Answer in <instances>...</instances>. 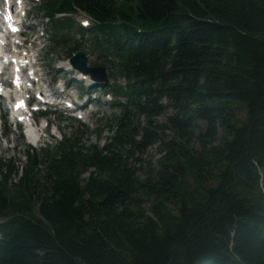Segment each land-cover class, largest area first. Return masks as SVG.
Returning a JSON list of instances; mask_svg holds the SVG:
<instances>
[{"label": "trees", "instance_id": "1", "mask_svg": "<svg viewBox=\"0 0 264 264\" xmlns=\"http://www.w3.org/2000/svg\"><path fill=\"white\" fill-rule=\"evenodd\" d=\"M74 6L91 30L54 17ZM42 11L51 48L76 30L118 60L124 84L101 86L120 114L102 145L69 134L30 146L22 165L0 159V264H264V0H45ZM169 109L165 140L156 117ZM155 146L140 174L135 154Z\"/></svg>", "mask_w": 264, "mask_h": 264}, {"label": "rangeland", "instance_id": "2", "mask_svg": "<svg viewBox=\"0 0 264 264\" xmlns=\"http://www.w3.org/2000/svg\"><path fill=\"white\" fill-rule=\"evenodd\" d=\"M29 6L30 10L28 11V20L26 21L24 34L30 41H35L32 42L34 49H31L32 52H29V54L37 58L38 66H40L38 71L43 78V81L41 83L38 82L36 87L44 89L43 85L48 83L50 91L55 92L57 96H65L73 101L77 96L81 99L79 94L82 92V99L88 96L90 100V103L86 105H90V107L86 108V112H84L81 119H77L72 113H62V111L58 109L53 110V113L49 116L40 117L38 121H41L42 127L45 122L48 121L51 125L47 123V130L42 132L41 141L37 142L34 148L38 149L43 143L53 146L59 140L60 136L62 138L69 134H76L81 144L88 145L89 143L99 142L100 145H102L103 141L111 135L110 130L106 127L107 125L115 124L116 117L120 114V107L112 104L115 97L111 89H107V91L104 92V88L99 87L93 89L94 92L90 94L85 92L86 89L82 88V86L87 83V80H79V72L69 71L71 68L66 65L68 64L67 48L72 45V42H75L76 45L80 47L79 50L84 51L87 55L88 65L105 66L109 77L107 83L111 85L114 82L124 84V79L120 77L115 70L118 60L110 53L100 50L102 48H97L92 45L87 33H85L84 36H80L79 32L76 30L70 33L72 42L68 44L64 43L56 48H51L48 30L50 23H43L44 21L39 2L30 3ZM41 30L44 31V34L39 38ZM49 63H53L52 67L56 70L55 72L48 68ZM58 67L60 68L58 69ZM4 78L6 77L4 76ZM57 78L62 79L64 83L60 82L56 84ZM63 88L65 89L64 92L61 91ZM79 102H81V100ZM90 109L94 111L93 113H97L91 116ZM0 112V134L5 126L9 128V131L4 132L3 135L0 136V159H12L16 164L22 165L25 161L24 156L26 151L30 150L29 147H33V145L25 136L21 137V130L15 129L8 121L5 112L2 110H0ZM173 114L174 110L169 109L156 117V121L165 126L163 134L165 140H169L175 135L176 129L172 127L168 121V117ZM237 116L242 119L245 116L244 110L240 109ZM129 119L132 125H142L146 117L144 115L136 116L130 114ZM97 127L103 130L100 140L94 136V130ZM200 128L202 131H205V124L203 122H200ZM51 133H55L56 136H52ZM191 145L195 149L199 148V143L196 140L193 141ZM135 155L138 157V160L135 161L133 165L136 168L141 167V170H139L140 174L148 167L153 166L156 163V159L160 156L156 146L148 147L143 153L137 152ZM147 205L148 204L145 203L143 206Z\"/></svg>", "mask_w": 264, "mask_h": 264}, {"label": "water", "instance_id": "3", "mask_svg": "<svg viewBox=\"0 0 264 264\" xmlns=\"http://www.w3.org/2000/svg\"><path fill=\"white\" fill-rule=\"evenodd\" d=\"M70 64L83 74H89L90 78L98 83H106L108 76L105 66H87V57L83 51H78L69 59Z\"/></svg>", "mask_w": 264, "mask_h": 264}, {"label": "bare ground", "instance_id": "4", "mask_svg": "<svg viewBox=\"0 0 264 264\" xmlns=\"http://www.w3.org/2000/svg\"><path fill=\"white\" fill-rule=\"evenodd\" d=\"M3 38H4V35H3V33H1V34H0V39H3ZM8 50L15 51V52L18 53V55H21V54L24 53V49H8ZM10 56H14V55L11 54ZM12 58H13V64H19V65H21V62L23 61V59H24V58H27V57H26V56H24V57H16V56H14V57H12ZM0 67H1V65H0ZM30 73L34 75V71H33V70H31ZM79 74H80V73H79ZM20 81H21V83L24 84V85H26V84L28 83V81L25 80L24 78H23V79H20ZM1 82H2V81H1ZM8 88H9V87H8ZM8 88H7V89H8ZM9 89H10V88H9ZM10 92L13 94V93H16V92H25V91H23V90H21V89H18V90H16V91H13V90L11 89ZM1 101H2V99L0 98V102H1ZM43 102H45V101L43 100L42 103H43ZM55 107H56V108H59V106H55ZM86 107H87V106H86ZM62 109H63V108H62ZM64 109H65V108H64ZM6 114H8L9 116H12V117H13V115H14V114H11L10 111H7ZM0 122H1V121H0ZM19 123H21V120H19ZM14 126H15V128H16V127L19 128V125H17V124H15ZM27 130H28V129H26V133H27L26 137H27L28 141L35 143V142H36V141H35L36 136H35L33 133L28 132ZM4 132H5V131H4ZM20 135H21V137L24 136L23 132H22Z\"/></svg>", "mask_w": 264, "mask_h": 264}, {"label": "snow or ice", "instance_id": "5", "mask_svg": "<svg viewBox=\"0 0 264 264\" xmlns=\"http://www.w3.org/2000/svg\"><path fill=\"white\" fill-rule=\"evenodd\" d=\"M86 23V22H85Z\"/></svg>", "mask_w": 264, "mask_h": 264}]
</instances>
